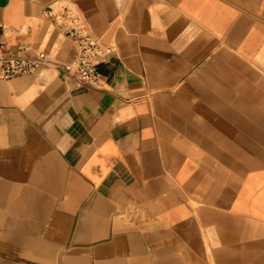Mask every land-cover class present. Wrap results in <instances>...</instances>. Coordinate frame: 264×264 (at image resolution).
<instances>
[{
  "label": "crops",
  "instance_id": "obj_1",
  "mask_svg": "<svg viewBox=\"0 0 264 264\" xmlns=\"http://www.w3.org/2000/svg\"><path fill=\"white\" fill-rule=\"evenodd\" d=\"M0 40L49 55L0 79V264H264V0H0Z\"/></svg>",
  "mask_w": 264,
  "mask_h": 264
},
{
  "label": "built area",
  "instance_id": "obj_2",
  "mask_svg": "<svg viewBox=\"0 0 264 264\" xmlns=\"http://www.w3.org/2000/svg\"><path fill=\"white\" fill-rule=\"evenodd\" d=\"M44 14L76 49L74 59L64 64L66 71L74 76L79 84L101 87L103 80L98 67L106 61L112 47L95 37L79 16L64 5H51L45 9ZM29 51L30 47L24 44L9 51L0 40V79L33 73L39 65L49 59L44 50H38L34 54Z\"/></svg>",
  "mask_w": 264,
  "mask_h": 264
}]
</instances>
